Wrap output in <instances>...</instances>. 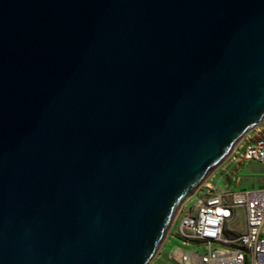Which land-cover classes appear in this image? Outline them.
Segmentation results:
<instances>
[{"label": "water", "instance_id": "water-1", "mask_svg": "<svg viewBox=\"0 0 264 264\" xmlns=\"http://www.w3.org/2000/svg\"><path fill=\"white\" fill-rule=\"evenodd\" d=\"M264 114V0H0V264H148Z\"/></svg>", "mask_w": 264, "mask_h": 264}, {"label": "built area", "instance_id": "built-area-1", "mask_svg": "<svg viewBox=\"0 0 264 264\" xmlns=\"http://www.w3.org/2000/svg\"><path fill=\"white\" fill-rule=\"evenodd\" d=\"M261 118V134L252 142L241 136L237 154L264 167V114ZM186 200L192 202L179 214L175 235L187 248L170 250L167 255L172 262L264 264V188L227 192L203 179ZM241 213L245 227L231 234L232 222ZM189 244L196 247L190 249Z\"/></svg>", "mask_w": 264, "mask_h": 264}, {"label": "rangeland", "instance_id": "rangeland-1", "mask_svg": "<svg viewBox=\"0 0 264 264\" xmlns=\"http://www.w3.org/2000/svg\"><path fill=\"white\" fill-rule=\"evenodd\" d=\"M261 120L262 118L256 125L252 126L241 135L244 137V140L246 139L247 142H252L261 134ZM239 139L234 144L229 154L204 178L212 187L221 188L227 192L241 190L243 188H264V167L257 162L244 161L239 157L237 152L242 142H239ZM186 199L180 204L162 243L148 264H175L168 258L167 253L172 249L187 248V246L182 243L181 239L175 235V226L179 214L183 209L189 207L192 202ZM244 223V215L241 213L239 217L232 222L231 228L234 232L232 231L231 234L243 231ZM188 247L191 249L196 246L189 244Z\"/></svg>", "mask_w": 264, "mask_h": 264}, {"label": "crops", "instance_id": "crops-1", "mask_svg": "<svg viewBox=\"0 0 264 264\" xmlns=\"http://www.w3.org/2000/svg\"><path fill=\"white\" fill-rule=\"evenodd\" d=\"M244 227H245V223H244Z\"/></svg>", "mask_w": 264, "mask_h": 264}]
</instances>
